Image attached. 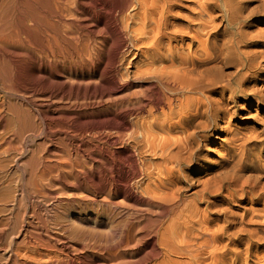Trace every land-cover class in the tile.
Wrapping results in <instances>:
<instances>
[{"label": "bare ground", "instance_id": "obj_1", "mask_svg": "<svg viewBox=\"0 0 264 264\" xmlns=\"http://www.w3.org/2000/svg\"><path fill=\"white\" fill-rule=\"evenodd\" d=\"M0 264H264V0H0Z\"/></svg>", "mask_w": 264, "mask_h": 264}, {"label": "rangeland", "instance_id": "obj_2", "mask_svg": "<svg viewBox=\"0 0 264 264\" xmlns=\"http://www.w3.org/2000/svg\"><path fill=\"white\" fill-rule=\"evenodd\" d=\"M32 143H33V140H32V139H28L27 144H28L29 146H31V145H33ZM30 144H31V145H30Z\"/></svg>", "mask_w": 264, "mask_h": 264}]
</instances>
